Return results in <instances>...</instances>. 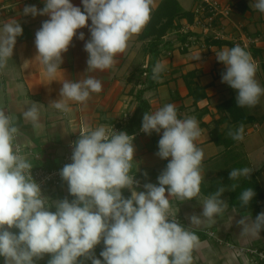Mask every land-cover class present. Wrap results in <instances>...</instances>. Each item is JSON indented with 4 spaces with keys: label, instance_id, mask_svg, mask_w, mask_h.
<instances>
[{
    "label": "clouds",
    "instance_id": "obj_1",
    "mask_svg": "<svg viewBox=\"0 0 264 264\" xmlns=\"http://www.w3.org/2000/svg\"><path fill=\"white\" fill-rule=\"evenodd\" d=\"M43 8L25 5L24 16H46L35 33L36 57L46 66L49 76L57 73L63 54L76 37L85 41L87 69L105 70L113 66L117 54L128 46L151 18L152 0H81L83 10L71 0H43ZM250 7L264 13V0ZM91 21L89 24L88 22ZM0 35V67L13 56L17 38L23 34L21 23H5ZM225 68L221 82L236 90L237 107H253L264 94L255 79L257 67L240 45L215 52ZM201 59V57H197ZM162 65L153 68L159 79ZM102 91L101 81L87 77L79 82L62 83L59 95L67 100L85 102L90 93ZM53 106L67 111L64 100ZM24 118L38 126L37 102L24 112ZM141 130L160 134L156 155L167 160L157 183H145L137 191L138 181L130 176L135 148L133 136L116 130L108 133L104 126L80 134L72 147L71 163L59 175L73 197L55 202V211L47 206L40 185L32 175V165L20 154L15 143L19 129L14 117L0 111V257L4 264H36L45 254L47 264H191V252L198 242L194 233L176 219H170V196L192 200L200 192L201 164L204 153L194 141L201 135L195 117L179 119L175 105L165 104L152 114L145 113ZM244 126L228 135L243 139ZM248 167L232 169L230 180L250 178ZM147 175V173H145ZM237 185L233 184L235 188ZM128 189L127 198L122 190ZM220 187L203 203L199 215L187 219L200 224L201 217L212 219L226 206ZM256 193L249 187L238 199L250 204ZM255 226L264 225V212L255 218ZM17 229L18 231H12ZM103 243L97 258L94 249Z\"/></svg>",
    "mask_w": 264,
    "mask_h": 264
},
{
    "label": "crops",
    "instance_id": "obj_2",
    "mask_svg": "<svg viewBox=\"0 0 264 264\" xmlns=\"http://www.w3.org/2000/svg\"><path fill=\"white\" fill-rule=\"evenodd\" d=\"M161 1L152 0V10ZM223 1L224 3L233 2L236 6L235 17L228 28L238 27L236 33L240 31V39H246V35L252 36V44L245 46V43L240 42L239 38L234 35L222 34L221 38H230L233 46L212 45L204 40L189 39L184 47L186 50L182 52L180 46H175L177 40L173 37L177 29L173 28L172 35L167 36L173 38V49H164L157 61L163 68L161 83L156 89L148 91L149 95H147L151 105L149 114L171 103L175 105L179 119L195 117L201 135L194 143L204 153L201 176L205 182H210L216 176L215 162L217 158H223L222 154L225 149L223 145L213 140L211 134L213 121L221 116L216 105L232 95L235 97L237 95L236 90L221 82V73L225 66L217 61L215 52L240 45L250 54L257 67L255 79L264 88V13L250 7V4H254L256 0ZM71 2L83 10L81 0H71ZM179 2L184 8L192 10L197 0H193L189 7H186L185 2L189 3L190 0H179ZM25 5H36L38 8L44 6L43 0H0V35H3L2 28L5 23L16 21L21 23L23 28V34L17 38L13 56L7 59L3 67H0V111L14 117V124L19 129L15 143L20 146L22 155L31 165L53 169L59 167L64 155L70 152L80 134L88 133L107 124L111 126L118 124L123 107L127 106V102L133 97L129 91L136 81L134 73H140V67L148 63L149 54L145 49L146 42L139 39V33L128 41L124 52L116 55L112 67L105 70L87 69L88 54L84 51V43L90 38V33L85 27L77 30V35L81 31L84 32L85 41L74 37L68 51L63 54L61 67L55 75L49 76L46 66L36 57L34 44L36 31L41 27L42 21L48 17L24 16ZM187 20V18H182L181 27ZM88 23L90 24L91 21ZM240 26L244 29L243 32ZM212 37L218 38L219 36L212 35ZM256 48L259 52L254 55L253 49ZM136 49L144 50V60L141 63V59L136 56ZM191 70L197 71L196 80L207 87V97L200 100L197 105L193 104L192 97L188 95V88L182 76ZM87 77L100 80L102 91L90 93L85 102L67 100L59 95L63 82H79ZM55 100H64L68 110L56 109L53 106ZM33 102H37L39 110L38 126H34L33 122L25 119L23 115ZM204 107L208 108V112L200 119L199 109ZM135 108L136 105L134 107L132 105L131 110ZM242 109L243 116L240 115L242 117L239 118L242 122L233 123L236 129L241 124L244 126L243 139L234 144L238 146V149L240 148L241 155L237 156L232 153L231 156H227V163L231 166L236 165L238 169L251 168L262 187L263 196L257 207L242 212L229 203L228 194L222 198L226 201L223 210L210 220L201 217V223L198 225L190 224L187 217L192 214L199 215L202 212L204 201L209 196L201 189L192 200H180L175 196H170V212L182 218L183 227L192 233L202 232L205 235L204 238L198 239L191 252V264H264V259L256 255H254L256 261L240 258L236 255V251L228 246V242H231L237 247H256L264 251V225L259 229L255 226L256 216L264 212V94L260 96L255 106L242 107ZM131 110L129 113L132 116L134 111L131 112ZM228 126V121H224L220 124V130L225 132ZM141 128L134 133L136 136L133 139L135 153L132 167L134 171L131 173L142 183V185H137L135 189L137 191H143L145 183H157V177L161 173L159 172L154 178L146 177L148 179L143 175H138L143 174L148 167L153 165L149 163V160L158 158L157 163H160V166L167 161L156 155L158 144L153 148L152 138L156 136L159 140L160 134L153 132L147 135ZM60 192L64 196L67 195L65 187L61 188ZM57 193L59 194V188H56L51 195L46 193L47 203L52 202L55 206V201L65 198L55 196ZM209 231H213L214 235H209ZM95 256L101 258L96 252ZM48 259L50 256L45 254L43 259L36 261V264H47ZM83 263L91 264L89 260H84ZM0 264H4L2 257H0Z\"/></svg>",
    "mask_w": 264,
    "mask_h": 264
},
{
    "label": "trees",
    "instance_id": "obj_3",
    "mask_svg": "<svg viewBox=\"0 0 264 264\" xmlns=\"http://www.w3.org/2000/svg\"><path fill=\"white\" fill-rule=\"evenodd\" d=\"M182 18H187L189 22H193L194 13L192 10L184 8L179 0H162L160 4L151 11V18L147 25L145 26L143 32L140 33L139 38L140 39H146L148 38L147 46H146V52L149 54V60L148 63L141 67L140 69V75L137 76V79L135 81L138 88L135 90V98L137 101V106L134 110V113L132 114L131 118L128 120V122L125 125H119L120 130L126 132L128 135L136 133L142 126V120L144 114L149 112L150 110V101L148 97L146 96V93L148 91L156 89L157 85L161 83L160 79L162 77V72L159 73V79H153V68L156 66V63L158 59L160 58L162 51L164 49H173V38H166L163 40V37L167 35V32L169 29L176 27V29L181 28V20ZM175 36L177 39L180 40V42L185 43L184 45H179L182 48V52L186 50V42L189 40V35L192 34L191 31L188 32H175ZM208 44H214V45H230L233 46V41L227 38H214L211 36L206 37ZM184 48V49H183ZM254 55H257L259 50L258 48L253 49ZM264 67V65H263ZM134 77L136 78V75L134 73ZM184 81L186 83V86L188 88V95L192 97L193 104L197 105V103L205 99L207 97V87L205 85L200 84L197 80V71L191 70L184 74H182ZM134 84V85H135ZM133 88H131L130 92L133 93ZM217 110L221 113V116L218 119H215L213 121L214 126L211 128L212 132V138L213 140L220 144L224 145L225 149L224 151H229V149H232L234 144L237 142V140L232 139L228 133L230 130H236L234 128L233 123L239 124V118L242 117L243 109L242 107H237L236 105V97L230 96L227 99H224L217 103L216 105ZM197 109V106H196ZM208 112V108H200L198 117H201ZM242 115V116H240ZM224 121H228L229 126L226 127V130L224 132L220 130V124ZM239 121V122H238ZM202 124H205L204 122H201ZM152 144L153 148L155 145L158 144V139L156 136H153L152 138ZM225 152V153H226ZM226 156V155H225ZM227 156L225 157V162H215L216 167V176L213 177L210 182L201 181L200 189L204 194L207 196H210L214 192L217 191L218 188L224 187L225 192L223 193L222 197H225L229 194V203L234 206L237 210H250L259 205V200L263 196V190L262 187L259 184L257 176L252 173L250 178L246 177H240L238 180H230L229 179V172L232 169H238L236 165L231 166L230 163H227ZM223 161V160H222ZM168 161L165 162L167 165ZM133 167H131L130 173L133 172ZM159 169H153L150 172H146L143 174L145 178L150 177L154 178L158 173ZM129 173V174H130ZM144 178V179H145ZM149 178V179H150ZM148 179V178H146ZM145 179V180H146ZM237 185L235 188L232 187V185ZM253 188L256 195L250 202V204L246 206H242L241 201L238 199L240 193L245 190L246 188ZM126 190V191H125ZM123 190V195L125 198L129 197L131 194L130 192L125 189ZM55 196H61L63 197L64 194L59 191V194H55ZM51 211H55V209L51 208ZM14 231H18L17 229H14ZM195 235H197L198 239L204 238L205 236L202 232H195ZM103 248V243L96 247L94 249V253H100V251ZM83 261L81 260V263Z\"/></svg>",
    "mask_w": 264,
    "mask_h": 264
},
{
    "label": "built area",
    "instance_id": "obj_4",
    "mask_svg": "<svg viewBox=\"0 0 264 264\" xmlns=\"http://www.w3.org/2000/svg\"><path fill=\"white\" fill-rule=\"evenodd\" d=\"M232 9L230 8V5L223 4L221 0H197L196 4L193 8V13L195 15L194 22L195 25L197 24H204V31L207 32L211 26L214 24L215 20L217 18H221L226 15V13H230ZM193 29L190 26H183L175 32H188L192 31ZM189 39H196L195 36L192 38V35H189ZM181 43V42H180ZM116 130L117 132L121 131L120 128L117 126H111L110 133L112 131ZM130 136H135V134H130ZM78 140V139H76ZM20 154H21V148L18 145ZM71 156H72V149L70 152L66 153L61 161V164L57 168L48 169L44 167H36L32 166V175L34 180L40 185L42 195L46 197V193L51 195V193L60 186L61 183H64L65 181L62 180V178L59 175L60 170L64 167L65 164L71 163ZM130 176L134 177V174H129ZM136 181H138V185H142V183L135 178ZM48 190V192H47ZM47 203V200H46ZM170 219H176L178 223H180L183 226V220L178 215L170 216ZM209 235H214L213 231L208 232ZM228 245L236 251V254L240 255H247L252 261H256L254 255L258 256L261 259H264V251L260 250L256 247H245L240 246L237 247L235 244L228 243ZM81 260H85L81 258Z\"/></svg>",
    "mask_w": 264,
    "mask_h": 264
},
{
    "label": "rangeland",
    "instance_id": "obj_5",
    "mask_svg": "<svg viewBox=\"0 0 264 264\" xmlns=\"http://www.w3.org/2000/svg\"><path fill=\"white\" fill-rule=\"evenodd\" d=\"M192 1L193 0H190V2L189 3H187V2H185L186 3V7H189L190 5H191V3H192ZM221 2H223V4H226V5H230V8L232 9L231 11H230V13H226V15L225 16H223V17H221V18H217V20H215V22H214V24L211 26V28L207 31V32H205L204 31V24H197V25H195V23H193L194 22V19H195V15H194V18H193V22L191 23V22H189V20H187V22H185V25H184V27L185 26H190L193 30L191 31L192 32V38L195 36V38L196 39H199L200 41H202V40H204L206 43H207V39H206V37L207 36H211L212 37V35H218L219 37H221L222 36V34H225V35H234L235 37H237V38H239L240 37V31H238V34L236 33V31L238 30V27H236V26H234V28H232V27H230V28H228V26L230 25V24H232V20L234 19V17H235V11H236V6H235V4L233 3V2H225L224 3V1L223 0H221ZM194 8V7H193ZM193 8H192V10H193ZM223 22H224V25H223ZM145 28V27H144ZM174 28H176V27H174ZM228 28V29H227ZM240 28H241V32H243V28H242V26H240ZM223 29H224V31H223ZM228 31H227V30ZM144 30V29H143ZM143 30L141 31V32H143ZM170 31V32H169ZM169 31L167 32V35L165 36V37H163V40H165L166 38H167V36L168 35H172V33H173V28H171V29H169ZM140 32V33H141ZM140 35V34H139ZM221 35V36H220ZM169 38H172V37H169ZM174 39H176L177 40V42H180V40H178L177 39V37L176 36H174L173 37ZM140 39V38H139ZM195 39V40H196ZM227 39H230V38H227ZM140 40H143V41H145L146 43H145V46H147V42H148V38H146V39H140ZM240 42H243V43H245V46H249L250 44H252V42H253V37L252 36H247L246 35V39H238ZM176 42V43H177ZM175 43V46L176 47H179V45H184L185 43H179V44H176ZM208 44V43H207ZM144 50H140V49H136L135 50V53H136V56L138 57V58H140L139 60H140V63H141V61L142 60H144V55H145V53L143 52ZM137 57H136V61H137ZM141 68V67H140ZM140 74L138 73L136 76H139ZM136 79H137V77H136ZM135 82V81H134ZM136 88H138L136 85H134V88H133V93H132V95H133V97L131 98V101H129V102H127V106L125 105L124 107H123V112H122V116L120 117V121H118V124H116V126L119 128L120 126L119 125H125L127 122H128V120L131 118V115H130V110H131V108H132V105H133V107L136 105L137 106V101H136V98H135V89ZM129 93H131L130 91H129ZM147 95H149V93L147 92L146 93V96ZM136 101V102H135ZM136 103V104H135ZM134 111V110H133ZM132 110H131V112H133ZM122 121V122H121ZM123 122H125V123H123ZM105 127V129H106V131L108 132V133H110V128H111V125H106V126H104ZM84 133V132H83ZM211 134H212V132H211ZM136 136V135H135ZM134 136V137H135ZM134 139V138H133ZM224 146V145H223ZM224 151V150H223ZM226 151H224L223 152V158L222 159H219V158H217L216 159V163L217 162H225V157L226 156H231L232 155V153L233 154H236L237 156H240L241 155V152H240V148L238 149V146L237 145H234L233 147H232V149H230L229 151H227L226 153H225ZM22 154V153H21ZM226 155V156H225ZM159 159L158 158H154L153 160H149L150 162L149 163H152L153 165H151L150 167H148V169L147 170H145L144 171V173H146L147 171L148 172H150L151 170H153V169H159L160 171L159 172H161V170H163L165 167H166V164L164 163L162 166H160L161 164L160 163H157V161H158ZM223 160V161H222ZM216 168V167H215ZM63 187H65L66 188V191H67V195H65L64 197H67L69 200H72L73 199V197L69 194V192H68V186H67V183L66 182H64V183H61L60 184V186L58 187L59 188V191H60V189L61 188H63ZM63 190V189H62ZM123 190H125V189H123ZM122 190V191H123ZM126 191V190H125ZM47 192H48V190H47ZM64 199V198H63ZM57 201H59V200H57ZM57 201H55V202H57ZM47 204V206L48 207H50L51 206V208L53 209L55 206L54 205H52V202H48V203H46ZM54 206V207H53ZM51 208H50V210H51ZM243 211H247V210H242V212ZM174 215H176V214H174V213H171L170 212V216H174ZM228 243H231V242H228ZM232 244V243H231ZM229 246V245H228ZM231 248V247H230ZM238 257H240V258H243V259H248V260H250V261H252L247 255H240V254H236ZM85 263V262H84ZM83 263V264H84ZM82 264V263H81Z\"/></svg>",
    "mask_w": 264,
    "mask_h": 264
}]
</instances>
